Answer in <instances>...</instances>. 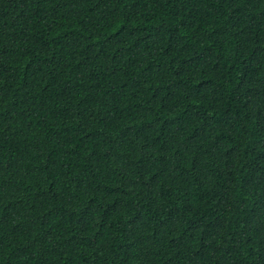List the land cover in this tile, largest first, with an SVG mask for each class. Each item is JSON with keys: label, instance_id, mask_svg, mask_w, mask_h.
Here are the masks:
<instances>
[{"label": "trees", "instance_id": "1", "mask_svg": "<svg viewBox=\"0 0 264 264\" xmlns=\"http://www.w3.org/2000/svg\"><path fill=\"white\" fill-rule=\"evenodd\" d=\"M0 264H264V0H0Z\"/></svg>", "mask_w": 264, "mask_h": 264}]
</instances>
